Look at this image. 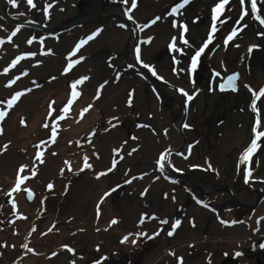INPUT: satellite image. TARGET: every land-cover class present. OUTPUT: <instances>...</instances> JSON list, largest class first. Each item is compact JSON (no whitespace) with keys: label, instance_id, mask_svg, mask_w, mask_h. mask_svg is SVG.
Masks as SVG:
<instances>
[{"label":"rangeland","instance_id":"1","mask_svg":"<svg viewBox=\"0 0 264 264\" xmlns=\"http://www.w3.org/2000/svg\"><path fill=\"white\" fill-rule=\"evenodd\" d=\"M70 1L34 0L36 6L32 7L18 0L14 8L28 7L46 23L56 22L59 26L77 14L83 16L85 9L95 8L94 3L78 0L77 11L69 10ZM99 1L102 12L116 5L129 12L131 7V0ZM141 1H152V10L144 13L140 0H136L137 6L129 13L135 15L143 32V64L150 66L146 69L151 73L154 68L158 79H168L193 96L187 100L191 108L186 129L189 147L182 163L172 153L173 164L179 173L215 186L231 182L235 162L244 172L251 168L246 198L254 199L257 191L264 190V137L258 141L260 147L250 164L240 163V157L254 138L258 119L260 126L256 130L264 131V96L255 101V111L251 107L254 93L264 88V35H259L264 34V24L254 18L259 15L264 19V0H257L255 14L250 0H245L243 8L248 14L242 20L241 0H229L195 70L191 68L192 57L208 41L213 9L220 0H189L175 14L170 13L183 0ZM156 17L160 19L150 23ZM110 21L99 18L81 25L78 39L68 46L46 39L34 50L32 36L24 40L19 30L9 40L17 28L0 23V110L7 112L0 120V157L5 155L7 164L0 167L2 264H244L243 260L261 264L258 243L232 241L220 229H210L215 212L229 209L227 196H203L168 173L166 162L161 171L160 156L166 148H177L182 143L178 133L180 100L174 91L168 94L145 80L134 66V33L129 24L114 20L121 35L103 34L107 36L102 43L89 39L91 35L86 37V29ZM234 26L240 31L226 44ZM159 32L164 37L153 46L151 40H156ZM81 41L86 43L77 50ZM173 43L175 48L170 47ZM251 46L255 47L250 52ZM25 47L29 49L23 51ZM88 51L102 54L106 64L93 84L87 68ZM17 57L21 59L13 66ZM70 64L72 67L66 71ZM236 71L241 76L238 89L222 91L221 83ZM83 77L87 79L76 87L79 95L66 118L58 120V116L65 115L61 109L73 91L71 85ZM134 84H139L143 99L133 98ZM17 92L25 95L9 107L7 102ZM107 92L118 97L115 107L121 113L110 110ZM149 97H154L160 107L158 121L145 105ZM54 125L58 127L53 142ZM118 130L122 132L113 143L105 144V135ZM235 131L242 139L232 144ZM221 139L229 145L222 148ZM38 153L42 154L39 158ZM85 158L91 167L85 166ZM25 163L28 167L23 172L15 170ZM33 171L37 178L26 189L35 197L29 202L25 187ZM18 173L29 179L21 183L19 191L12 192ZM242 179L243 175L236 182ZM224 216L223 212L220 218ZM113 219L117 223L111 224ZM177 220L180 225L170 236ZM138 233L145 235L137 236ZM125 236L129 237L127 242L121 243ZM24 244L27 249L22 247Z\"/></svg>","mask_w":264,"mask_h":264},{"label":"bare ground","instance_id":"2","mask_svg":"<svg viewBox=\"0 0 264 264\" xmlns=\"http://www.w3.org/2000/svg\"><path fill=\"white\" fill-rule=\"evenodd\" d=\"M23 1H27V0H23ZM86 1H87V3H90V2L91 3H94L95 8L94 9H91L89 7L88 9H85L87 13L83 14L84 16L91 15V14H93V13L98 12V11L101 10L100 7H99V3H100L99 0H86ZM77 4H78V0H71L68 3V9L70 10L71 8H75V10L77 11V9H78L77 8ZM2 5H3V3L0 2V11H2ZM139 7L142 9V11L144 13H147V12H150L152 10L153 3H152V1L151 2H145V1L142 2L140 0ZM27 9H29V8L28 7L27 8H21V7L20 8H14L12 5L9 4V7L7 9V12L11 16H15V17L19 18L20 20H25L26 18H30L31 20L36 21V22L41 23V24L46 25V26H54V25H57L58 26L59 25V23H56V22L46 23L47 21L45 19H43L40 16H37V14L35 12H29ZM112 12L116 13L115 15H117V16H121V14L122 15H127V16H132V18H134V20L138 24V27L140 28L139 21L137 20L136 17H134L135 15L132 14V13H129L124 8H122L120 6L117 7V5H116V6L112 7L110 11H108V13H112ZM78 16H82V15L77 14V15H75L73 17V19L76 18V17H78ZM104 18L109 19V20H112V21H110L109 23H104V24H102L103 26H98L96 28H93L92 30L86 29V32H85L86 33V37L87 36H90V35L92 36L93 33H96L97 30H100L99 33L94 36V39H98L95 42H101L102 43L103 41H106V40H103V38L107 36V35H103V34H109L111 36H116V37H118V36L121 35L120 31L113 24V23H116L117 22V21L115 22L114 20H117V19H120V18H116V17H104ZM121 19H123V18H121ZM121 21L124 22V23H126V24H129L131 31L134 33L133 27L131 26L130 23H127L124 20H121ZM0 23H2L4 26L5 25H7V26L9 25L10 27L19 28L20 29V32L22 33V35H24L23 36L24 37V40H26L25 38H27V36H32L33 39H34V45H33V48L31 50H34L37 45H40L41 46L42 43H44L46 41H49L50 39H53L50 43L60 42V43L67 44V46H68L70 44V42H72L73 40L76 41L78 39L79 27L81 25L86 24V23H83L81 25H77L75 27H72L70 29H66V30H63V31H58L56 33H47V32H43V31L37 30V29H35L33 27H29V26H25V25L15 26L12 22L5 20L1 16H0ZM104 30H106V31L104 32ZM140 31H141V33H140L141 34V38L140 39H141V46H142V37H143L142 35H143V32H142V29L141 28H140ZM100 34H102V35H100ZM157 37L158 38L156 40H153V42L151 40V43L153 44V46L156 45L158 43V41L162 37H164V33L163 32H159V34H158ZM109 38H111V39L114 40L113 37H109ZM43 40H46V41H43ZM96 48L97 47H95V49ZM27 49H29V48L28 47H25L23 51H27ZM66 49H67V47H66ZM140 50H141V48H140ZM59 53H61V50H59ZM88 54L90 55V58H89V62L87 64V68H88V73H89V77H90V80H91L90 83L93 84L94 83V80L96 79V75H99V71L100 70L106 68V64L103 63L102 54L98 53L97 51H94V52L88 51ZM57 59L60 62L61 59H60L59 56L57 57ZM100 60L102 62H99L98 63V61H100ZM112 65H113V63L110 66H112ZM165 81L168 82V83H170V84H172V85L177 86L179 89H182L179 85H177V84H175L173 82H170V80H168V79L165 80ZM138 85L139 84H134V87H135L134 94H135V96H133V98H136V101H138L139 99H143L142 94L139 95L140 94V91H139ZM106 95L110 97V101H109L110 110L113 111V113H121L122 111L119 108L116 110V107H115L116 102H117V99L116 98H118V97H114L113 98L112 96H110V94H108V92L106 93ZM125 105H126V103H123V106H125ZM145 105H146V107L149 108V111H151L153 113L154 117L158 121V119H160V117H161L159 115V109H160V107H159L157 101L154 99V97H149L148 100H145ZM189 114L191 116V111H189ZM186 129H185V133H186V135L188 137V140H189V135H188ZM117 132L118 133H116V134H114L113 132H110V133L106 134L105 135L106 136V139H105L106 141H104V143L107 144V145L112 144L113 141L115 140V138L118 136L119 132H122V131H119L118 130ZM233 133L236 134V136H235V138L233 139V141L231 143H234V144L236 143L237 144V143H239V141H241V136L236 131L233 132ZM105 136H103V137H105ZM180 138L182 139V136L181 135H180ZM180 142H182V140ZM97 143L99 144V146L102 145V143L99 142V141ZM221 144H222V148L224 146H228L229 145V144H227V141H224L222 139H221ZM178 145H180V143ZM188 147H189V144L185 148L186 151H187V148ZM166 149H174V147L173 148L172 147L171 148H166ZM185 149L182 152H180L179 154L174 155V157H175L174 159L177 162L180 161V163H182L183 161H181V160H184L185 159L184 158ZM164 154H167L166 153V150H165V153ZM167 156H168V154H167ZM171 157H172V153L169 154V162L171 163V165H172L173 168H176L177 169V167L173 164V161L171 160ZM244 264H246V262H244Z\"/></svg>","mask_w":264,"mask_h":264},{"label":"snow or ice","instance_id":"3","mask_svg":"<svg viewBox=\"0 0 264 264\" xmlns=\"http://www.w3.org/2000/svg\"><path fill=\"white\" fill-rule=\"evenodd\" d=\"M7 2L12 5L13 7H16L17 6V3H18V0H7ZM124 3H128V0H123ZM189 0H183V3L181 4H178L176 5L173 9H172V12L170 14H175L179 11V9H181L182 7H184V4L188 3ZM251 2V10L252 12L255 14L257 13L258 9H257V0H250ZM27 3L32 6V7H35V3H34V0H27ZM229 3V0H220V3H218L214 9H213V26H212V29H211V32L209 34V37H208V41L205 43V45L203 47H201L198 51L195 52V54L193 55L192 57V61H191V68L192 70H195L196 67H197V63L199 61V58L201 57L202 53L204 52L205 48H207L208 46V43H211L212 39H213V33H215L217 31V28H216V21L218 20V17L220 15V13L224 10V7L226 4ZM245 4V0H241V5H242V13H241V20L244 18V16H246L248 14L247 10L243 8ZM137 6L136 4V0H131V7L129 8V12H131L132 9H134L135 7ZM129 19H132V16H129L128 17ZM255 19H257L261 24H264V19H262L259 15H255L254 16ZM160 17H156L154 20H152L150 23H156L157 20H159ZM221 24L224 23L223 20H220L219 21ZM240 21H237V24H239ZM149 25H144L143 27H148ZM175 26V25H174ZM246 27V26H245ZM20 29L17 28L16 31L12 32L11 36L8 37L9 40H11L12 36H15L17 34V32L19 31ZM100 30H97L96 33H93L92 36L89 37V39H92L94 38L95 35H97L99 33ZM185 31H187V28L185 27ZM238 31H240V29H238L237 27L234 26L232 32L230 33V35L226 38L225 40V43L227 44L228 41L232 40L234 37H236L238 35ZM259 35H264V34H259ZM151 38H149L150 40ZM175 40V38H174ZM32 41L29 40L28 43H31ZM147 42V41H146ZM0 43H2V41H0ZM86 43V41H81L80 44H78L76 46L77 50L84 44ZM184 43L187 44L188 42L186 40H184ZM238 46V45H237ZM170 47L172 48H175L176 45L175 43L171 44ZM252 47H255V46H251L249 48V51L251 52L252 50ZM135 55H136V59L138 62H142L141 60V50H140V47L139 45L136 46L135 48ZM19 59H21V57H17V59L15 61H13V66L19 61ZM81 59H83V57H81ZM75 63V62H73ZM143 66L145 68H149L150 66L148 64H143ZM72 67V64L69 65V68L66 69V71L70 70V68ZM129 67H132L131 65ZM152 70V74L153 75H156V71L154 68L151 69ZM5 71H7V69H5ZM216 76L219 75V73H215ZM18 79V78H17ZM87 77H83L81 78L80 80H77L75 81L72 85H71V88L73 89V91L71 92L70 94V98L67 102V104L61 109V112L64 113L65 115H60L57 117L58 120H61V119H65L66 118V114L69 112L73 102H74V99L79 95L78 92H76V87L83 83L84 80H86ZM237 79V75L236 74H233L232 76H229L226 81L224 83H222L220 85V88L221 90H226V89H231L233 91L236 90V86H235V81ZM15 81H12V83H14ZM180 91L187 97V100L188 101H191L193 99V96L192 95H189L187 92H184L183 89H180ZM22 95V93L20 92H17L12 98L11 100H9L7 103H8V106L11 107L19 98L20 96ZM261 96H264V88H261L259 90L258 93H254V99H253V104L251 105V107L253 108V110L255 111L256 110V103L255 101L257 99H259ZM51 107V106H50ZM91 106H89L90 108ZM88 109H84L83 111H87ZM7 115V112L6 111H0V120H3L4 117ZM45 127H48L49 125L48 124H45L44 125ZM260 126V121L259 119L257 120L256 122V126L254 127V138L252 139L250 145L247 147V149L241 154V157H240V163H251V158L253 156V154L257 151V149L260 147V145L258 144V141L260 140L261 137H264V131H257L256 129L259 128ZM58 127V125H54L52 127V138H53V142L55 140V136H56V128ZM185 127H187V125H185ZM6 148V146H5ZM42 154L38 153V158L41 156ZM168 159V156L167 154H162L159 158V163H160V168H161V171H163V167H164V164L163 162L166 161ZM41 162L42 159H41ZM115 164V161L113 162ZM258 163V161H257ZM85 166L86 167H91V165H88L87 164V158H85ZM26 166H21L19 172H23L24 169H25ZM210 167V165H209ZM109 171H111V169H109ZM177 171H179V169H177ZM105 173H101L99 175H103ZM32 175H35V172L33 171ZM251 175V168H248L246 170V177H245V182L247 183L248 182V177ZM99 178V176H98ZM29 179V177L27 176H19V173H18V179H17V183L16 185L14 186V188L12 189V192H15V191H19L20 190V184L23 183L24 180H27ZM49 187L51 188L52 186L49 185ZM27 193H28V198L31 199V190H25ZM9 195H11V192L9 193ZM105 195H108L107 193ZM200 202V201H198ZM13 205L15 206V201L13 200L12 201ZM207 206V205H205ZM111 224H115L117 223V221L115 219H113L111 222ZM141 223H143V219L141 220ZM163 223H167V221H163ZM235 223V222H234ZM180 225V221L177 220L175 221V223L172 225V231L169 232V235L171 236L173 234V232L175 231V229ZM35 229H33L34 231ZM49 231H51V229H49ZM132 235L131 233L129 234V236ZM141 235H145L144 233H138L137 236H141ZM158 235V233H157ZM128 236H125L122 238L121 240V243H125L127 242L128 240ZM149 239H151L152 237H148ZM134 244L136 243L135 240L132 241ZM22 247L24 248H28V245L27 244H24L22 245ZM65 248H67V245H64ZM260 247H264V244H261ZM29 251H32V249H28ZM69 251H72V249H68ZM53 255H55V253H53ZM236 255H241V253H236Z\"/></svg>","mask_w":264,"mask_h":264},{"label":"flooded vegetation","instance_id":"4","mask_svg":"<svg viewBox=\"0 0 264 264\" xmlns=\"http://www.w3.org/2000/svg\"><path fill=\"white\" fill-rule=\"evenodd\" d=\"M185 99H186V97H185ZM186 101H187V99H186ZM187 103L189 104L188 101H187ZM189 106H190V104H189ZM241 139H242V136H241ZM188 142L190 143V138H189ZM185 152H186V149H185ZM167 172L170 173L172 176H174L170 171H167ZM243 172L244 171L241 168V166H239L235 162L234 163V171L232 174V180H231V182H229V184L227 186H222V185L221 186H215L212 183L207 184V182H205L202 178L199 179V178H196L194 176L190 177V176L184 175L181 172H180V174L184 175L186 178H188V180L181 179V178H178L176 176H174V177L178 180L185 181L187 184L193 186V188L196 189L197 191H199L203 196H210L212 194H219V193L227 196V198L230 202L229 209L225 210L224 208H222V211L220 210L218 212L217 211L215 212V215H214L215 216V219H214L215 223L213 222L210 229L211 230L220 229L221 231H223L225 233L227 238H229L232 241L236 240L239 242L258 243L259 247L257 248V250H258L257 253L258 252L260 253L259 258L261 259V264H264V247H260L261 244H264V204H262L264 201V196L261 198L259 204L255 208H249L247 206H237L233 202L230 193L223 190L224 187H228L229 190L231 191V193H233L240 201H242L244 203H250V204L255 203L257 194L259 192H263L264 190L257 191L254 199L246 198V196L248 197V195L246 193L247 184L245 182L246 171L244 172V174H243ZM242 175H243L242 181L237 183L236 181L240 180ZM191 180L200 184L209 193L205 194L204 192H202L199 188H197L194 184H192L190 182ZM199 181H203V182H199ZM210 185H211V188L207 187ZM187 190H189V189H187ZM193 191L194 190H192V193L194 194ZM34 197H35V194H34ZM223 212L225 213L226 216L220 218V216H221V214H223ZM178 242H181V241H178ZM243 262H245V261L243 260ZM248 263L251 264L252 262H250L248 260ZM248 263H246V264H248ZM0 264H2L1 260H0Z\"/></svg>","mask_w":264,"mask_h":264},{"label":"water","instance_id":"5","mask_svg":"<svg viewBox=\"0 0 264 264\" xmlns=\"http://www.w3.org/2000/svg\"><path fill=\"white\" fill-rule=\"evenodd\" d=\"M0 2L3 3L2 11H0V16L2 18H4L5 20L12 22L15 26L25 25V26L33 27V28L40 30V31H43V32H47V33H56L58 31L70 29V28L75 27L77 25H81L83 23H88V22L94 21V20L99 19V18H104V17H116V18H120V19L123 18L121 20H124L125 22L130 23L131 26L133 27V31H134V40H133V47H132L133 56H134V60H133L134 66L141 71L145 80L149 81L154 86L161 87V88L165 89L167 92L170 90L174 91L175 96L180 100V103L182 106V115L180 117L179 124H178V132L182 136V143L178 148L166 150V153L168 154V159L164 162H166L168 164V169H166V170L170 171L174 176H176L178 178L188 180V178H186L185 176L180 174L175 168L172 167L171 163L169 162V154H171V153L179 154L188 146L189 140H188V137L185 133V129H186L185 125H187V123L190 119V114H189L190 106L187 103L183 93L180 91V89L177 86L172 85V84L166 82L165 80L158 79L156 76H154L150 71H148L143 66V63L137 61L136 55H135V48L137 45H139V47L141 48V39H140L141 38V34H140L141 31H140V28L138 27L137 22L134 20V18L129 19L128 18L129 16L122 15V14H121V16H117V15H115L116 13H114V12L108 13V12L98 11V12H95L91 15L78 16V17L72 19L70 22L66 23L65 25L46 26V25H43V24L38 23L36 21H33L30 18H26L25 20H20L19 18L15 17V16H11L7 12V9L9 7V3L7 2V0H0ZM233 74L237 75V79L235 81V86H236V90H237L238 89L237 81L241 77L240 73L238 71H236L232 74H229L224 79V81L222 83H224L226 81V79L229 76H232ZM226 90H231V89H226ZM168 94H169V92H168ZM164 162H163V164H164ZM190 182L192 184H194L197 188H199L205 194L209 193L200 184H198L192 180ZM223 190L230 193L233 202L237 206H247L249 208H255L259 204L261 198L264 196V191L259 192L257 194L255 203L250 204V203H244V202L240 201L233 193H231V191L229 190L228 187H224ZM26 198L29 202H32L34 200L33 192H31V199L28 198V193L26 192Z\"/></svg>","mask_w":264,"mask_h":264},{"label":"crops","instance_id":"6","mask_svg":"<svg viewBox=\"0 0 264 264\" xmlns=\"http://www.w3.org/2000/svg\"><path fill=\"white\" fill-rule=\"evenodd\" d=\"M1 111V110H0ZM5 159H6V156L4 155V156H2V157H0V167H2V166H7V164H6V161H5ZM16 160V159H15ZM11 165V164H10ZM26 165V167H28V165H27V163H25V164H20V165H18L16 168H15V170L16 169H19L20 170V168H21V166H25ZM35 171V170H34ZM5 174H8V173H6V172H4ZM9 173H11V172H9ZM33 173V172H32ZM36 173V172H35ZM33 175H31V177H30V181L28 182V184H26V185H28V186H26L25 187V189L26 188H30L31 187V183H32V181L34 180V179H36L37 177L34 175L33 177H32ZM30 184V185H29ZM34 184V183H33ZM20 186H22L21 184H20ZM26 190H28V189H26ZM26 192V191H25ZM39 195V194H38ZM38 195H36L37 197H38ZM55 201V200H54Z\"/></svg>","mask_w":264,"mask_h":264},{"label":"trees","instance_id":"7","mask_svg":"<svg viewBox=\"0 0 264 264\" xmlns=\"http://www.w3.org/2000/svg\"><path fill=\"white\" fill-rule=\"evenodd\" d=\"M25 94H22L21 96H24Z\"/></svg>","mask_w":264,"mask_h":264}]
</instances>
